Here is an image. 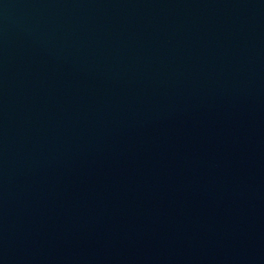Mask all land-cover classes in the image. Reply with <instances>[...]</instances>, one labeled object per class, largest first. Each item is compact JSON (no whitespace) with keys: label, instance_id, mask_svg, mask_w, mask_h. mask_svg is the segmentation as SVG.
I'll return each instance as SVG.
<instances>
[{"label":"water","instance_id":"95a60500","mask_svg":"<svg viewBox=\"0 0 264 264\" xmlns=\"http://www.w3.org/2000/svg\"><path fill=\"white\" fill-rule=\"evenodd\" d=\"M0 264H264V0H0Z\"/></svg>","mask_w":264,"mask_h":264}]
</instances>
